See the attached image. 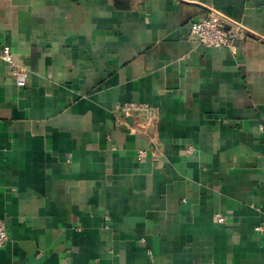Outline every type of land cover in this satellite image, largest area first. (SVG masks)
<instances>
[{
	"label": "crops",
	"instance_id": "0c3cea01",
	"mask_svg": "<svg viewBox=\"0 0 264 264\" xmlns=\"http://www.w3.org/2000/svg\"><path fill=\"white\" fill-rule=\"evenodd\" d=\"M210 9L251 33L201 45ZM5 45L0 264H264V0H0Z\"/></svg>",
	"mask_w": 264,
	"mask_h": 264
},
{
	"label": "built area",
	"instance_id": "2783aa9c",
	"mask_svg": "<svg viewBox=\"0 0 264 264\" xmlns=\"http://www.w3.org/2000/svg\"><path fill=\"white\" fill-rule=\"evenodd\" d=\"M191 33L197 41L204 46L215 48L237 47L238 43L251 33L247 27L241 23L230 19L216 9H210L201 19L191 24ZM0 59L11 62L13 65V54L9 46L0 49ZM17 84L24 86L26 74L22 71H14ZM119 113L123 116V122L133 130L147 131L152 128L158 120L159 110L146 103H129L118 107ZM138 119L137 126L131 125V120ZM146 151H140L139 156L144 157ZM217 220L220 223L226 222V217L222 213H217ZM264 225L260 227L263 229ZM7 223L0 218V249L9 241Z\"/></svg>",
	"mask_w": 264,
	"mask_h": 264
}]
</instances>
